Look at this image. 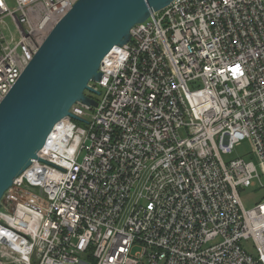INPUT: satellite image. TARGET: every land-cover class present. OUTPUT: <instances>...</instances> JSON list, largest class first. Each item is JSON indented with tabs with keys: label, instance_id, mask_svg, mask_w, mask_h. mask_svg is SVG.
<instances>
[{
	"label": "built area",
	"instance_id": "built-area-1",
	"mask_svg": "<svg viewBox=\"0 0 264 264\" xmlns=\"http://www.w3.org/2000/svg\"><path fill=\"white\" fill-rule=\"evenodd\" d=\"M76 1L0 0V101ZM99 72L4 193L0 264H264V0H173Z\"/></svg>",
	"mask_w": 264,
	"mask_h": 264
},
{
	"label": "water",
	"instance_id": "water-1",
	"mask_svg": "<svg viewBox=\"0 0 264 264\" xmlns=\"http://www.w3.org/2000/svg\"><path fill=\"white\" fill-rule=\"evenodd\" d=\"M173 0H77L55 25L17 82L0 101V201L32 163L54 126L76 103L96 107L90 82L131 29Z\"/></svg>",
	"mask_w": 264,
	"mask_h": 264
},
{
	"label": "rangeland",
	"instance_id": "rangeland-1",
	"mask_svg": "<svg viewBox=\"0 0 264 264\" xmlns=\"http://www.w3.org/2000/svg\"><path fill=\"white\" fill-rule=\"evenodd\" d=\"M6 2L10 8L14 6L13 0H6ZM6 23L8 24V27L11 30V32H13L14 28L11 24V21L9 19H6ZM249 152H250V144L247 140H243L240 142L238 146L235 147L231 155H223V159L226 161L228 159H234L240 156H246ZM30 190L34 193L39 194V191L37 189L32 188ZM263 197H264L263 190L254 191L251 188L246 189L244 192L240 194L241 202L245 209L252 208L255 205V203L261 201Z\"/></svg>",
	"mask_w": 264,
	"mask_h": 264
}]
</instances>
